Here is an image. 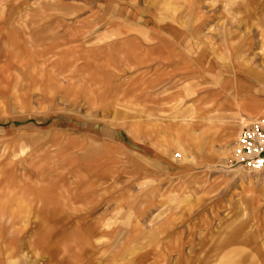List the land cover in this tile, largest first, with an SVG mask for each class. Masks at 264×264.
Returning a JSON list of instances; mask_svg holds the SVG:
<instances>
[{
  "label": "rangeland",
  "instance_id": "obj_1",
  "mask_svg": "<svg viewBox=\"0 0 264 264\" xmlns=\"http://www.w3.org/2000/svg\"><path fill=\"white\" fill-rule=\"evenodd\" d=\"M264 0H0V264H264Z\"/></svg>",
  "mask_w": 264,
  "mask_h": 264
},
{
  "label": "built area",
  "instance_id": "obj_2",
  "mask_svg": "<svg viewBox=\"0 0 264 264\" xmlns=\"http://www.w3.org/2000/svg\"><path fill=\"white\" fill-rule=\"evenodd\" d=\"M232 161L249 171L264 168V117L254 119L241 128Z\"/></svg>",
  "mask_w": 264,
  "mask_h": 264
}]
</instances>
